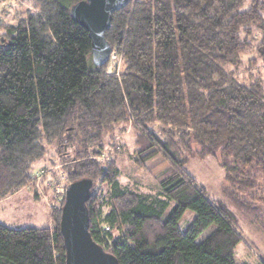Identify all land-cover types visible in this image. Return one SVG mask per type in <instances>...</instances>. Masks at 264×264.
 <instances>
[{
	"label": "trees",
	"instance_id": "1",
	"mask_svg": "<svg viewBox=\"0 0 264 264\" xmlns=\"http://www.w3.org/2000/svg\"><path fill=\"white\" fill-rule=\"evenodd\" d=\"M78 1L32 0L11 21L0 9V200L24 187L55 196L49 226L0 223V264H65L59 173L92 180L88 231L117 264H237L235 216L208 198L178 149L194 139L202 154L220 149L235 162L228 175L242 164L264 173V80L252 70L264 59V0H129L104 34L116 59L100 66L70 15ZM126 131L134 165L167 160L154 192L121 182Z\"/></svg>",
	"mask_w": 264,
	"mask_h": 264
},
{
	"label": "rangeland",
	"instance_id": "2",
	"mask_svg": "<svg viewBox=\"0 0 264 264\" xmlns=\"http://www.w3.org/2000/svg\"><path fill=\"white\" fill-rule=\"evenodd\" d=\"M250 0H245V6ZM32 0H6L0 9L4 19L11 21L15 17V8L19 5L32 7ZM7 8L8 12H5ZM15 13V14H14ZM257 38L261 35L254 32ZM264 38V36H263ZM256 56V53H251ZM245 58V57H244ZM257 63L252 68L253 72L260 71L264 80V59L257 57ZM150 128L158 136L161 127L158 123L150 125ZM125 143L126 149L118 157V167L121 173V182L136 186L145 192H154L157 188L153 175L167 167V160L162 156H155L147 163V168H140L133 164L130 159L133 135L126 131L118 136ZM181 146L179 156L184 160L185 167L192 175L196 183L204 188L208 198L219 202L225 206L236 218V228L241 240L238 242L234 259L237 264H264V173L260 169L246 170L245 164L236 165L239 176L230 174L227 170L235 166V162L230 157H221L220 149L215 150L214 155L202 154L201 147L196 141L188 140L187 145ZM181 141V138L179 139ZM109 158L113 153L108 151ZM52 165H48V174L57 169L53 167L56 158H51ZM46 165V164H42ZM41 165V166H42ZM58 171V170H57ZM60 172V171H58ZM54 173V172H53ZM153 174V175H152ZM42 193L37 194L39 199L33 195V191L28 188H21L17 192L0 200V223L12 227L21 228L25 226L44 227L49 226L50 206L55 201V196L46 188ZM194 213L185 211L180 220L182 228L192 220ZM214 228L211 224L204 229L197 237V241L203 240Z\"/></svg>",
	"mask_w": 264,
	"mask_h": 264
},
{
	"label": "water",
	"instance_id": "3",
	"mask_svg": "<svg viewBox=\"0 0 264 264\" xmlns=\"http://www.w3.org/2000/svg\"><path fill=\"white\" fill-rule=\"evenodd\" d=\"M128 3L129 0H80L71 5L72 19L88 32L95 66L105 64L111 54L104 34L110 26L112 12ZM92 184L90 178H81L66 185L59 221L65 264H117L116 258L95 242L88 231L86 202Z\"/></svg>",
	"mask_w": 264,
	"mask_h": 264
},
{
	"label": "built area",
	"instance_id": "4",
	"mask_svg": "<svg viewBox=\"0 0 264 264\" xmlns=\"http://www.w3.org/2000/svg\"><path fill=\"white\" fill-rule=\"evenodd\" d=\"M110 59H116V54L114 53H111L110 54ZM59 178L61 180V183H58L56 185V188H55V192L56 194L59 196V197H64V194H65V188H66V185L69 183L66 179V176L64 175V173H59Z\"/></svg>",
	"mask_w": 264,
	"mask_h": 264
}]
</instances>
